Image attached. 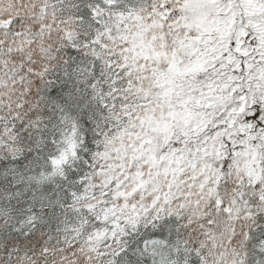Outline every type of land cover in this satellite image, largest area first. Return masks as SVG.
Instances as JSON below:
<instances>
[{"label": "snow or ice", "instance_id": "obj_1", "mask_svg": "<svg viewBox=\"0 0 264 264\" xmlns=\"http://www.w3.org/2000/svg\"><path fill=\"white\" fill-rule=\"evenodd\" d=\"M0 264H264V0H0Z\"/></svg>", "mask_w": 264, "mask_h": 264}]
</instances>
